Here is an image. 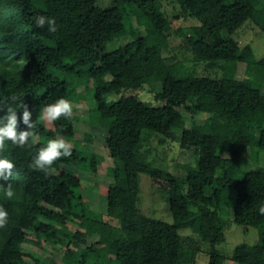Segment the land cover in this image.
<instances>
[{
	"label": "trees",
	"instance_id": "16d2710c",
	"mask_svg": "<svg viewBox=\"0 0 264 264\" xmlns=\"http://www.w3.org/2000/svg\"><path fill=\"white\" fill-rule=\"evenodd\" d=\"M175 1L186 18L198 21L184 47L191 62L209 69L222 62L223 76L200 75L184 61L177 71L171 69L164 51L172 19L161 0H113L108 7L99 6V0H0V104L18 113V131L28 130L22 122L23 103L36 125L28 145L6 141L0 152V158L16 165L10 180L0 181V206L8 212L7 226L0 228V264H42L41 253L30 247L44 250L47 245H59L60 260L54 264H87L100 246L88 239L102 233L109 224L106 217L118 221L121 231L112 240L116 264H189L180 231L195 227L198 238L210 246L208 264H220L216 245L225 240L222 214L227 208L233 210L235 223L257 228L262 235L255 245L237 247L233 263L264 264V215L259 212L264 167L238 180L228 177L247 164L238 145L249 146L256 135L264 150V57L257 59L250 45L241 47L231 37L248 21L264 31V0ZM39 15L55 18L57 32H49L47 25L36 27ZM134 20L145 25L146 35ZM115 41L124 43L109 51ZM238 62L254 71L252 81L233 77ZM80 87L93 93V111L107 128L104 144L116 162L109 169L114 181L106 214L91 208L80 192L81 177L61 159L50 175L30 167L50 139L70 141L77 135L74 109L70 118L55 121L54 128L46 126L42 110L60 98L81 101ZM129 90H148L153 100L126 95ZM182 110L191 116L189 126ZM205 122L208 131L201 129ZM176 129L181 130V148L202 151L199 166L182 176L144 154L152 137L175 140ZM87 142H93L91 135L81 140V149L72 147L70 158L94 175L99 163L85 150ZM141 174L164 183L172 223L141 212ZM9 183L16 192L11 200L5 195Z\"/></svg>",
	"mask_w": 264,
	"mask_h": 264
},
{
	"label": "rangeland",
	"instance_id": "374dc122",
	"mask_svg": "<svg viewBox=\"0 0 264 264\" xmlns=\"http://www.w3.org/2000/svg\"><path fill=\"white\" fill-rule=\"evenodd\" d=\"M162 6L166 13L172 19V29L166 34L168 47L164 51V56L167 59L171 69L177 71L179 62L184 61L187 67L195 69L200 75L209 77H217L224 75V63H218L215 69H209L205 64L195 66L191 62V56L185 52L184 47L187 43V36L191 32V28L198 23L191 18H186L178 3L175 0H161ZM113 4V0H99V6L108 7ZM136 18V16H135ZM137 19V18H136ZM136 28L141 34L146 35L145 25L133 21ZM235 39L241 47L250 45L255 53L257 59L264 57V31L255 22L248 21L242 28L231 36ZM154 41V38L149 37ZM124 42L115 41L108 45L109 51L120 47ZM174 49V53L172 51ZM233 77L240 80L252 81L254 79V71L248 72L246 63H235L232 68ZM79 96L82 100L75 102L72 100L71 104L74 109V124L77 135L73 140L67 141L74 148H82L81 140L86 135H91L93 142H87L85 150L89 153H94L97 156L99 163L97 174H92L84 166H77L75 161L70 158H61L63 165L73 170L82 179L83 196L89 200L91 208L95 211L106 214V196L110 184L114 178L109 174V169L116 166V162L112 159L105 147L104 138L107 134V128L104 127L97 114L93 111L94 98L93 93L86 87L78 89ZM264 93V87H263ZM136 94L141 99L153 100L152 94L148 90H129L125 93ZM115 98V96H113ZM186 125L191 124V116L182 110ZM48 128H54V122L49 123L45 121ZM203 131H208L209 126L205 122L202 124ZM177 138L169 140L164 137H152L144 144V154L148 160L155 165L173 172L176 175L182 176L186 169L197 168L202 158V151L193 148L185 150L180 147L178 140L180 139L181 130L176 129ZM256 135L253 137V142L249 146L238 145L237 150L243 152L247 158V164L243 166L242 170L237 173H229L228 177L235 180L241 179L247 171L255 170L264 167V150L260 149L256 144ZM140 190L138 193L137 205L141 212L146 216L161 219L168 223H172L173 217L168 207V193L165 189L164 183L155 181L148 175L141 174L139 176ZM77 193H79L77 191ZM225 222V240L216 245V248L221 254L220 264H234L232 256L237 247L244 244L255 245L261 241L262 235L259 229L254 227H247L245 225L234 222V212L232 209H225L222 214ZM108 225L104 227L101 234H94L89 237V244L100 243L97 252L90 254L87 264H116L113 255L114 248L112 240L121 235L118 221L106 217ZM185 244L188 246L187 260L189 264H208L207 251L209 244L201 241L197 236V228H186L180 231ZM59 247L47 245L46 249H36L31 246L30 249L37 250L43 257L42 264H54L59 261L58 255Z\"/></svg>",
	"mask_w": 264,
	"mask_h": 264
},
{
	"label": "clouds",
	"instance_id": "9594fccd",
	"mask_svg": "<svg viewBox=\"0 0 264 264\" xmlns=\"http://www.w3.org/2000/svg\"><path fill=\"white\" fill-rule=\"evenodd\" d=\"M35 25L38 28L48 26V31L51 33L57 32V23L55 18H48L43 15L35 17ZM11 101H15L16 97H10ZM22 122L28 130L18 131L20 118L18 113L13 110L11 106L0 104V112L6 111V114L0 116V152L5 150L6 141H10L13 145L18 147H25L28 145L29 137L33 135L32 129L35 128V122L32 121V112L29 106L25 103L22 104ZM73 114V107L69 100L60 98L54 103H51L43 108L42 118L49 122H55L60 118H70ZM72 146L62 138L50 139L46 146L39 149L38 155L33 159L32 167L34 170L51 174L52 166L59 159L71 157ZM16 165L8 158H0V181H9L13 176ZM6 197L11 200L16 196V192L12 184H8L5 189ZM195 211V209H192ZM261 215H264V206L259 209ZM8 223V212L0 206V228H5Z\"/></svg>",
	"mask_w": 264,
	"mask_h": 264
}]
</instances>
